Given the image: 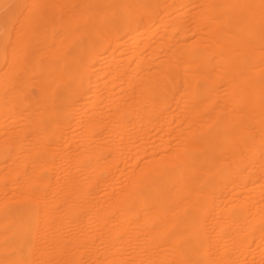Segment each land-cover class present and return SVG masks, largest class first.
<instances>
[{"label": "bare ground", "instance_id": "1", "mask_svg": "<svg viewBox=\"0 0 264 264\" xmlns=\"http://www.w3.org/2000/svg\"><path fill=\"white\" fill-rule=\"evenodd\" d=\"M23 2L0 264H264V0Z\"/></svg>", "mask_w": 264, "mask_h": 264}, {"label": "rangeland", "instance_id": "2", "mask_svg": "<svg viewBox=\"0 0 264 264\" xmlns=\"http://www.w3.org/2000/svg\"><path fill=\"white\" fill-rule=\"evenodd\" d=\"M6 1H7V0H0V8H1L0 10L2 11V12L0 11V15L3 14V15H1V17H0V19L3 20V21H0V29L2 28V31L0 30V31H1L0 33H1V34L7 33L8 36L12 37V30L16 32V31H17V27H19V26H18V22H20V21H18V19H19V17L21 18V13H20V12H21L20 10H22V9H21V8H22V6H21V2L24 1V2L22 3V5L25 6V5L27 4V1H28V0H23V1H22V0H17V1H16V0H14V1H13V0H8L9 5H7L8 2H6ZM11 1H12V2H11ZM202 1H203V0H202ZM211 1H213V0H211ZM215 1H216V0H215ZM4 2H5V3H4ZM10 2H11V3L14 2L13 4H14L15 6H14L13 4H11ZM17 2H18V3H17ZM3 3H4V4H3ZM15 3H16V4H15ZM19 3H20V5H18ZM201 3H202V2H201ZM2 4H3L4 6H3ZM203 4H205V5H203V6H205V7L208 6V5H206V3H204V2H203ZM207 4H209V3L207 2ZM1 5H2V6H1ZM10 5H11V6L13 5L14 7L12 6V7H13V8H12ZM200 5H201V4H200ZM209 5H210V4H209ZM16 6H17L18 9H20L19 11H18V9L16 8ZM19 6H20V8H19ZM198 6H199V5L197 4L196 7L194 8V9H195V10H194L195 12H196V9L199 8ZM4 7H5V9H2V8H4ZM205 7H204V8H205ZM10 8H11V13H9V11H8V9L10 10ZM15 8H16V10H15ZM191 8H192V7H191ZM200 8H201V6H200ZM204 8H203V9H204ZM12 9L14 10V12H13ZM203 9H201V10H203ZM3 11H4V12H3ZM7 11H8V13H7ZM194 11H193V12H194ZM17 12H18V13H17ZM13 13H14V15H16V16H15L16 18L13 17V15L11 16V14H13ZM210 13L212 14V12H210ZM214 13H216V9H215ZM214 13H213V14H214ZM7 14H8V15H7ZM19 14H20V15H19ZM9 15L11 16V17H10L11 19L8 18ZM6 16H8V17H6ZM189 16H190V15H189ZM210 16H212V15H210ZM4 17L8 18L9 21H8L7 19H6L7 21H5V20H4ZM190 17H191V16H190ZM190 17H189V18H190ZM212 17H213V16H212ZM12 18H15V20L17 19L16 21H18V22H16L14 19H13V20H14V21H13ZM187 19H188V17H187ZM190 19H191V18H190ZM190 19H188V20H190ZM19 20H20V19H19ZM4 21L6 22V23H5V26H4ZM10 21L12 22V24H14V26H13L12 24L8 25L7 22L10 23ZM13 22H14V23H13ZM15 22H16L17 24H16ZM2 24H3V25H2ZM15 24H16V25H15ZM1 26H2V27H1ZM9 26H11V28H10ZM5 27H7V28H5ZM14 27H15V28H14ZM4 28H5V29H4ZM8 28H9V30H8ZM207 28H208V27H205V29H203V30H206ZM15 29H16V30H15ZM7 30H8V32H7ZM10 30H11V31H10ZM203 30H202V33H205V32H203ZM15 32H14V33H15ZM8 33H9V34H8ZM14 33H13V34H14ZM205 35H207V34H206V33H205V34H202V36L207 37V36H205ZM13 36H14V35H13ZM206 42H207V41H205L204 43H206ZM208 43H209V42H208ZM205 46H206V44H205ZM204 48H205V47H204ZM222 89H223V88H222ZM221 94H222V93H219L220 98H221ZM221 99H223V98H221ZM221 99H219V97L217 98V100H219V101H220ZM225 99H226V98H224V100H225ZM118 174H119V173H118ZM118 174H117V175H118ZM99 175H100V177H101L102 179H104V178H106L109 174H108L106 171H101ZM116 177H117V176L115 175V178H116ZM120 179L123 180L124 178H123V179H122V178H119V180H120ZM117 180H118V179H117ZM13 205H14V204H11V203L8 204V206H13ZM69 228H70V229H69ZM67 229L70 230V231H67L69 235H72L73 231H74V232H77V231H75L76 229H74V228H73L74 230H73V229L71 230V227H68ZM71 231H72V233H69V232H71ZM73 234H74V233H73ZM251 248L253 249L254 246H252ZM235 255H236V254H234V259H236V260H237V259H241V258L243 259V257H242L243 255L241 256V254H239V255H237V258L235 257ZM238 256H239V257L241 256V258H239ZM251 256H252V255H251ZM232 258H233V257H232ZM82 259H83V258H82ZM242 259H241V260H242ZM250 259H251V260H250ZM253 259L255 260V257H254V258H249V260H250V261H249V262H250L249 264H251V263L254 264V263L256 262V261H254ZM85 260H86V258H84V261H85ZM236 260H235V261H236ZM256 260H257V259H256ZM82 261H83V260H82ZM246 261H247L246 264H248V258L246 259ZM251 261H252V262H251ZM237 262H240V261L238 260ZM237 262H236V264H238ZM83 264H87V261L83 262ZM231 264H233V263H231ZM234 264H235V262H234ZM255 264H256V263H255Z\"/></svg>", "mask_w": 264, "mask_h": 264}]
</instances>
